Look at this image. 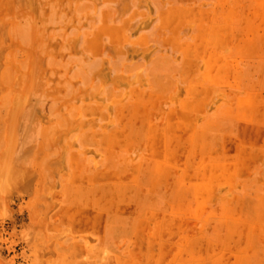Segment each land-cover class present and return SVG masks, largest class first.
<instances>
[{"label":"rangeland","instance_id":"374dc122","mask_svg":"<svg viewBox=\"0 0 264 264\" xmlns=\"http://www.w3.org/2000/svg\"><path fill=\"white\" fill-rule=\"evenodd\" d=\"M0 264H264V0H0Z\"/></svg>","mask_w":264,"mask_h":264},{"label":"bare ground","instance_id":"6f19581e","mask_svg":"<svg viewBox=\"0 0 264 264\" xmlns=\"http://www.w3.org/2000/svg\"><path fill=\"white\" fill-rule=\"evenodd\" d=\"M13 132H14V131H13ZM10 133H11V132H10ZM11 135H13V134L11 133ZM10 137H11V136H10ZM8 138H9V137H8ZM11 138H12V137H11ZM11 138H10V139H11ZM11 141H12V139H11ZM9 145H10V143H9ZM7 146H8V145H7ZM7 146H6V147H7ZM3 147H4V146H3ZM9 148H12V147L10 146Z\"/></svg>","mask_w":264,"mask_h":264}]
</instances>
